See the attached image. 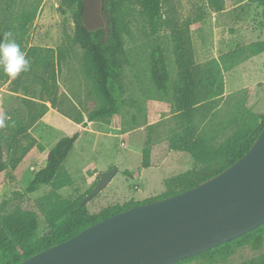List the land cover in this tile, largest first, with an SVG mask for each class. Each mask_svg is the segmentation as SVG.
Instances as JSON below:
<instances>
[{
	"label": "rangeland",
	"instance_id": "374dc122",
	"mask_svg": "<svg viewBox=\"0 0 264 264\" xmlns=\"http://www.w3.org/2000/svg\"><path fill=\"white\" fill-rule=\"evenodd\" d=\"M232 4V7L248 8L241 10L242 16L235 14L229 22L222 19V12H212L207 0H169L163 7L166 16L193 21L190 34L196 63L201 71L209 72V81L204 84L207 90L211 89L200 117L201 128L216 144L234 132L232 121L246 109L245 104L255 115H264V71L257 72L258 62L247 64L254 57L251 47L264 44V18L258 3L232 0ZM25 13L35 14V19L27 24L22 35L19 22ZM0 20V35L11 31L23 52L30 47L68 50L56 69L53 106L48 104L43 118L29 132L36 140L35 147L12 178L0 174V216L18 205L42 216L36 201L52 189L42 187L31 194L25 189L34 173L44 167L47 151L84 123L82 135L63 164L73 184L57 193L66 199L80 198L107 171L116 169L111 182L86 204L90 214L106 207L161 196L167 190V181L196 166L190 148H178L182 139L175 131V103L170 91L177 79L170 34L166 29L152 33L138 8L128 11L125 19L123 47L127 63L122 72L120 114L93 122H87V118L100 108L101 102L85 72V52L74 42L70 11L62 13L58 0H0ZM156 47L162 51L168 71L166 91L158 90L151 81L152 51ZM233 56L232 66L224 65ZM26 78L27 81L22 78L14 83L0 68V117L13 109H24V98L38 101L39 87L30 75ZM192 137L190 141L195 140ZM154 146L153 160L160 162L143 168L142 153L148 149L152 154ZM263 254L264 237L257 249L251 245H234L181 264H243Z\"/></svg>",
	"mask_w": 264,
	"mask_h": 264
},
{
	"label": "trees",
	"instance_id": "16d2710c",
	"mask_svg": "<svg viewBox=\"0 0 264 264\" xmlns=\"http://www.w3.org/2000/svg\"><path fill=\"white\" fill-rule=\"evenodd\" d=\"M58 1L62 13L65 10L70 11L74 24V42L85 52V72L92 83L94 93L101 102L100 108L89 114L87 122L120 114L123 95L122 72L124 64L127 63L123 33L128 11L133 7L138 8L145 16L152 33H157L161 29L169 32L177 73V79L171 84L170 91L175 103L177 125L175 131L182 139L181 146L178 148L180 150L190 148L196 166L167 181V190L161 196L148 201H130L122 205L106 207L98 213L90 214L86 205H82V200L96 183L80 198L66 199L57 193L73 184L63 164L82 135L86 126L84 123L71 135L61 138L47 151L44 167L34 173L25 189V192L29 194L37 192L42 187L52 189L50 194L36 201L41 207L39 209L42 216L39 217L31 208L20 205L0 216V264H19L110 216L196 187L229 168L244 156L264 126V115H255L245 104L246 111H242L232 121L235 124V130L229 137L216 144L212 136L205 135V131L201 128L203 120L200 117L211 96V89L207 90L204 84L209 81V72L201 71L196 63L190 34L193 21L172 15L166 16L163 13V7L169 0H101L100 12L105 21V27L94 32L87 31L83 26L82 0ZM250 2L260 5L264 18V0H250ZM207 4L214 13H221L233 5L232 0H207ZM21 18L19 31L23 35L27 24L35 19V14L25 13ZM251 51L253 56L263 53L264 44L253 45ZM25 53L30 61V69L16 77L14 83H18L22 78L27 81L26 77L30 75L39 87L40 95L38 101L24 98V109H13L2 116L11 118L5 120L6 124L15 122L14 127L0 128V174H4L7 178H12V174L23 166V161L36 145V140L30 136L29 132L43 118L48 104L53 106L52 95L57 86L56 69L65 60L68 50L55 51L30 47ZM234 58L233 56L227 59L224 65L232 66ZM151 61V81L158 90L166 91L168 71L163 53L158 47L152 51ZM204 73H207V78L206 76L203 78ZM193 135L195 140L190 141ZM189 142H191L190 147H188ZM151 149L152 154L148 149L142 153L143 168L156 166L160 162L153 160L156 147ZM263 237L264 224L235 240L194 257L204 256L234 245H251L252 248L257 249L261 246ZM243 264H264V254Z\"/></svg>",
	"mask_w": 264,
	"mask_h": 264
},
{
	"label": "water",
	"instance_id": "95a60500",
	"mask_svg": "<svg viewBox=\"0 0 264 264\" xmlns=\"http://www.w3.org/2000/svg\"><path fill=\"white\" fill-rule=\"evenodd\" d=\"M89 32L105 27L101 0H82ZM107 171L86 205L113 179ZM264 224V126L229 168L177 195L130 208L19 264H176Z\"/></svg>",
	"mask_w": 264,
	"mask_h": 264
},
{
	"label": "clouds",
	"instance_id": "9594fccd",
	"mask_svg": "<svg viewBox=\"0 0 264 264\" xmlns=\"http://www.w3.org/2000/svg\"><path fill=\"white\" fill-rule=\"evenodd\" d=\"M0 68L12 79L18 77L22 72L30 69V61L26 57V53L21 50L11 31L4 32L0 35ZM10 117H0V128L15 126V122L6 124L5 120Z\"/></svg>",
	"mask_w": 264,
	"mask_h": 264
},
{
	"label": "crops",
	"instance_id": "0c3cea01",
	"mask_svg": "<svg viewBox=\"0 0 264 264\" xmlns=\"http://www.w3.org/2000/svg\"><path fill=\"white\" fill-rule=\"evenodd\" d=\"M242 8H244V9H242ZM246 8H248V7H241L240 5L233 6L231 9L225 10V11L222 12V15H221L222 16V19L224 21H228L229 22V19L230 18H233V16L235 14L238 15V16H242L241 15L242 14L241 13V10L247 11ZM250 8H252V7H250ZM259 58H261V59L264 58V52L261 53V54H259V55H256V56L252 57V59H250L249 61H247L248 62L247 64H249V63L251 64L253 62H258V64H257V66H258L257 72L258 73H262L264 71V61L260 60ZM254 59H255V61H253ZM251 69H253V71H254V68H251ZM254 73H256V72L254 71Z\"/></svg>",
	"mask_w": 264,
	"mask_h": 264
}]
</instances>
